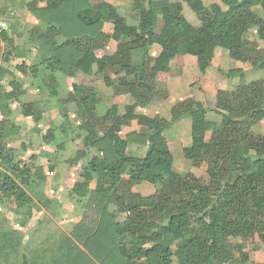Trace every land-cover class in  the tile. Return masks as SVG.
<instances>
[{
	"label": "trees",
	"instance_id": "1",
	"mask_svg": "<svg viewBox=\"0 0 264 264\" xmlns=\"http://www.w3.org/2000/svg\"><path fill=\"white\" fill-rule=\"evenodd\" d=\"M131 2L138 15L136 25L126 24L107 3L0 0V13L12 36L0 32L7 48L2 62L9 61L14 38L22 37L30 16L46 25L44 30L32 27L27 32L37 60L15 70L36 77L45 69L49 100L22 104V117L40 123L57 105L65 123L71 108L85 132V150L65 164L74 166L87 159L84 180L70 190L71 198L85 201L81 221L67 234L44 216L25 244L22 230L0 220V264H243L249 253L264 252V137L256 131L264 121V79L246 83L242 70H232L226 76L238 78V84L231 91L219 90L213 109L187 98L153 117L135 112L136 107H148L162 91L156 83H169L171 63L178 56L194 57L198 72L205 74L216 49H222L235 62H249L264 72V55L254 51L248 56L244 50V36L251 29L264 41V0H219L209 6L203 0ZM184 8L195 15L199 27L186 20ZM158 21L162 24L155 33ZM100 42H115L117 48L98 57L95 47ZM154 44L161 51L153 59L149 52ZM135 50L143 52L137 66L131 58ZM110 69L121 76L112 79ZM56 73L66 78L101 77L106 86L124 89L134 104L125 106L124 113L117 104L106 107L100 93L85 85H72L62 98ZM12 74L0 67V80L10 76V91L0 89V206L22 209L24 220H30L33 210L39 205L49 208L51 200L44 190L33 195L25 191L46 182L36 157L25 161L19 149L9 147L11 139L25 133L7 120L8 101L16 103L24 94ZM208 111L219 120L211 119ZM186 118L190 145L182 153L190 167L183 174L174 167L165 133ZM132 123L143 132L122 136V128ZM60 129L67 134L68 127L62 124ZM41 141L56 153L65 150L52 128ZM129 146L143 147L144 154H130ZM202 162L207 163L205 182L193 174ZM143 185L153 186L154 193L143 196L133 188ZM113 199L120 205L118 217L108 211Z\"/></svg>",
	"mask_w": 264,
	"mask_h": 264
},
{
	"label": "rangeland",
	"instance_id": "2",
	"mask_svg": "<svg viewBox=\"0 0 264 264\" xmlns=\"http://www.w3.org/2000/svg\"><path fill=\"white\" fill-rule=\"evenodd\" d=\"M29 2L31 0H23ZM174 1V0H171ZM177 1V0H175ZM181 1V0H180ZM239 1V0H237ZM205 6L212 3H219V0H203ZM224 9V7L222 6ZM183 16L186 20L197 28L199 21L195 15L188 9L184 8ZM29 24L26 25L22 37L14 38L15 49L12 50L8 62H2L3 53L7 51L5 44L0 39V67L9 70L14 79L19 80L22 84L24 94L19 98V101L14 103L9 102L11 115L8 118L14 124L20 125L24 129V134L19 136L18 139H11L9 145L19 149V156L23 160L29 159L30 156H35V164L44 169L46 174V182L43 185L38 183L26 187L25 191L29 195H33L39 190H44L46 196L51 200L49 208L45 209L41 205L38 210H33V218L24 220L22 209H16L12 205L0 206V220L7 222L15 229L23 231L24 243L29 244L33 238L37 223L44 217H51L59 228L69 234L75 225L81 221L84 212V200L76 197H70V190L74 184L79 181L82 182L83 172L86 165V160L80 161L77 165L67 166L65 160L72 158L79 150H85L82 145V138L85 135L84 130L80 129V123L75 118L72 109H69L70 120L64 123L63 117L58 110L57 105L54 109L46 113L45 119L40 123H33L29 118H23L21 114V105L31 101H45L49 100L44 88L45 69H42L37 77L22 76L15 70V67L20 64L30 65L37 60V52L35 47L30 46L28 43V30L32 27L38 29L42 28V24L37 22L30 16L28 18ZM130 22L132 19L130 18ZM0 29L7 34H10L9 28L2 18L0 13ZM12 37V36H11ZM61 38V37H60ZM58 37L57 43L61 42ZM115 42L99 43L95 47V54L102 57L104 54H111L116 50ZM244 50L248 56H252L254 51H259L264 55V41L257 38L256 29H251L244 36ZM134 60L139 61L136 57ZM181 66V67H180ZM242 70L244 80L246 83L264 79V72L254 70L249 62L240 64L232 60L228 52L222 49H216L215 58L213 63L208 68L205 74H200L197 70L195 60L187 57L184 62L173 61L171 64V79L169 83H156V86L162 91L158 92L156 97L153 98L151 104L144 108H135L138 114L153 117L166 111L172 104L177 101H183L187 98H192L200 103L207 109H213L215 106V97L219 90L231 91L237 84L238 78H228L227 72L232 70ZM112 79L118 78L121 74L113 70L108 71ZM55 78L59 85V96L65 97L67 92L71 90L72 85H85L92 86L103 98V103L106 107L117 104L120 112L124 113L125 106H132L134 101L127 94L124 89L118 88L116 85L112 87L106 86L101 77H89L81 74H76L74 78H66L62 74L56 73ZM10 76H3L0 80V89L10 91L8 82ZM164 96H166L164 98ZM55 103V100H54ZM208 116L211 119L219 120L213 113L208 111ZM68 127L67 134L62 133L60 126ZM190 125L189 119L186 118L179 121L172 128L165 133V138L168 143L170 152L174 158V167L180 173H187L190 167L189 163L183 160V149L190 145ZM48 128H52L55 132V137L60 142L65 143V150L63 153H56L54 147L46 146L42 143L41 137L46 133ZM140 132L142 129L132 123L129 127H124L121 130L122 136L131 132ZM257 133L264 137V121L261 122L257 128ZM143 132V131H142ZM21 146L23 149H21ZM129 153L135 156H142L144 154L143 147L129 146ZM93 155V150L87 151ZM53 168L52 170L50 168ZM207 163H200L194 170L193 174L202 181H207ZM95 187L94 182L90 184L89 189ZM136 192L147 196L154 193L153 186L143 185L141 187H133ZM123 192L119 191L117 196L123 197ZM118 202L110 201L108 204V211L115 215L120 216ZM247 252V250H246ZM262 261V262H261ZM264 262V252L257 251L249 253L247 261L243 264H262Z\"/></svg>",
	"mask_w": 264,
	"mask_h": 264
},
{
	"label": "crops",
	"instance_id": "3",
	"mask_svg": "<svg viewBox=\"0 0 264 264\" xmlns=\"http://www.w3.org/2000/svg\"><path fill=\"white\" fill-rule=\"evenodd\" d=\"M171 3H176V2H180V0H177V1H171V0H167ZM89 3L91 5H96V4H99V3H107L109 5H111L112 7H114L118 13L123 17V19L125 20L126 24L128 25H136L137 22H138V15L135 11H132L131 9V6H132V2L131 0H89ZM130 18L132 19V22H130ZM197 19V18H196ZM161 24L162 22L161 21H158L156 23V26L154 28V31L155 33H158L160 28H161ZM42 28L41 30H44L46 28V25L45 24H42ZM193 26V25H192ZM199 26H200V23H199ZM197 26V27H199ZM194 27V26H193ZM196 28V27H195ZM60 38V37H59ZM58 39V37H57ZM1 45V44H0ZM161 49L158 45L154 44L152 46V48L150 49V52H149V55L151 58H156L159 53H160ZM142 56H143V52L141 50H135L132 52V64L134 66H137V65H140L141 63V60H142ZM138 58L139 61H136L134 60V58ZM187 57H191L195 60L194 57L192 56H178L176 57L173 61H178V62H184L186 60ZM172 61V62H173ZM195 63H196V60H195ZM172 64V63H171ZM181 67V66H180ZM46 73V72H45ZM46 75V74H45ZM37 77V76H36ZM46 78V76H44ZM19 81V80H18ZM44 83V82H43ZM13 102V101H12ZM8 105H9V102H8ZM10 108V107H9ZM11 110V109H10ZM11 115V114H10ZM10 117V116H9ZM8 117V118H9ZM7 118V120H8ZM9 147H12L14 148L13 146H11V144L9 145ZM262 262V261H261Z\"/></svg>",
	"mask_w": 264,
	"mask_h": 264
},
{
	"label": "built area",
	"instance_id": "4",
	"mask_svg": "<svg viewBox=\"0 0 264 264\" xmlns=\"http://www.w3.org/2000/svg\"><path fill=\"white\" fill-rule=\"evenodd\" d=\"M0 32H1V29H0Z\"/></svg>",
	"mask_w": 264,
	"mask_h": 264
}]
</instances>
